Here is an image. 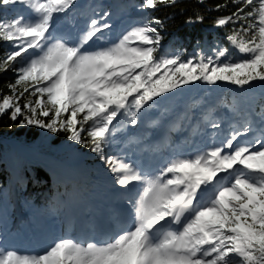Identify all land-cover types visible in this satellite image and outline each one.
Listing matches in <instances>:
<instances>
[{"label":"snow or ice","instance_id":"snow-or-ice-1","mask_svg":"<svg viewBox=\"0 0 264 264\" xmlns=\"http://www.w3.org/2000/svg\"><path fill=\"white\" fill-rule=\"evenodd\" d=\"M176 2L143 0L139 8ZM230 3L235 10L215 26L239 24L227 36L244 57L239 61L227 47L187 59L163 54L159 18L113 39L111 12L104 10L73 37L57 35L53 22L76 0H0V6L20 4L32 13L0 21V40L14 49L0 60V72L16 75L7 85L12 94L0 99V116L13 122L22 117L21 127L63 132L96 154L114 185L131 193L126 211L116 216L114 235L62 237L41 252L0 247V264H264V118L258 129L248 117L225 139L175 153L149 169L106 151L117 132L137 127L142 113L184 86L264 87V0ZM227 7L215 5L217 11ZM26 94L32 98L21 104ZM210 127L219 129L221 122L210 121ZM249 133H255L252 139H243Z\"/></svg>","mask_w":264,"mask_h":264},{"label":"trees","instance_id":"trees-1","mask_svg":"<svg viewBox=\"0 0 264 264\" xmlns=\"http://www.w3.org/2000/svg\"><path fill=\"white\" fill-rule=\"evenodd\" d=\"M142 2L143 0H84L79 8L82 12L80 18L85 20L91 15L90 12L98 11L103 5L111 12L121 7L126 9L125 11H131L134 18L142 23L153 17L163 21L164 27L160 29L163 37L161 41L163 54L169 56L178 54L182 59L201 52L205 56H214L213 48L227 47L233 61L244 58L227 40V36L234 28H239V24L215 26L218 17L229 15L235 10L230 0H203L202 3L201 0H177L175 5L158 6L155 10L132 9L134 6L139 7ZM223 3H228V7L217 11L215 5ZM17 6L18 4L0 6V21H10L18 17ZM197 15L204 17L202 22H187L189 18L195 20ZM11 50L14 49L10 43L0 40V60ZM15 66L18 67L19 64ZM15 79L16 75L12 70L0 72V99L3 95L12 94L7 85L13 83ZM195 84L198 85L199 82ZM202 86L203 94L207 91L209 93L212 90L210 88L217 89L214 90L217 91L219 100L215 106H221V101L227 105L231 104L232 107L234 102L238 104L237 109H234L226 120L231 126L239 127L248 117L253 124L261 123L259 119H252L248 114V107L252 105L255 110L254 118H258V114H264L261 113V105L264 104V87L254 84L251 89L247 87L241 89L224 82H219L215 86L206 84ZM208 93L205 98L208 97ZM243 96L248 98L242 99ZM30 98L32 97L26 94L20 103L23 104ZM197 100L193 96L189 97L188 110L181 113L183 122L178 120V125H172L173 129L169 130L170 135L180 133L185 122H188L195 112L201 117L204 115L205 106L202 103L205 99ZM221 110V107L214 110V115L221 117ZM21 118L13 122L7 114L0 116V242L8 247L9 239H14L22 229H26L28 235L19 243L22 244L26 240L28 248L40 246V250L43 251L48 246L40 230L44 227L49 212L57 211V215L61 217L60 212L66 211L63 205L67 204L66 196H70L65 192L66 183L72 186L71 203L75 210H79L81 203L88 200V195H83L75 186L77 179L65 181L56 169L32 159L28 151L48 153L63 164H76L80 167L82 176L85 173L96 184H100L98 179L100 172L95 166H91V163L98 157L89 148L67 140L63 132L52 134L35 126L21 127L19 125ZM196 124L197 122H193V125ZM150 134L144 138L146 142ZM155 149L157 150L158 147Z\"/></svg>","mask_w":264,"mask_h":264},{"label":"rangeland","instance_id":"rangeland-1","mask_svg":"<svg viewBox=\"0 0 264 264\" xmlns=\"http://www.w3.org/2000/svg\"><path fill=\"white\" fill-rule=\"evenodd\" d=\"M18 9V15L21 16H31L32 13L30 9L27 7L18 4L16 7ZM80 5L76 1V4L74 8L65 14H58L54 18V28L53 31L57 35L61 34H71L73 37L77 36L78 34L82 33V31L86 28V25L90 18H92L95 14L101 13L106 9L105 5L101 9L95 12H90V16L86 18L85 20L81 19V10H79ZM133 10H141L138 6H134L132 8ZM126 9L123 8H118L117 11L111 12V10H108L111 12V17H110V23L112 24V31H111V36L113 39L119 37L121 34H123L126 30H128L130 27L135 26L136 24H142V22L136 20L132 14L131 11H125ZM115 17L120 18V22L116 25L113 24V20ZM166 55V54H165ZM169 56V55H167ZM189 58V57H187ZM186 58V59H187ZM212 90L216 88H210ZM209 89V90H210ZM217 90V89H216ZM204 88L202 86V83L199 82L198 85L192 84L189 86H184L178 90H176L173 94L167 95L165 98L160 100L157 104L153 105L151 108L147 109L146 112L141 114V123L137 126L134 127L132 126H125L124 129L120 132H117L115 134V142L111 145L110 148H108L107 152L108 154H116L119 156L124 157L126 160L131 159L134 160L136 157V160L138 163L141 161L146 162L144 164V168L148 165V160L157 158L155 154L158 153L160 156V159H164L163 155L164 152L169 153L170 156L173 154V150H177L179 148L183 147V142H187L185 138H188V141H191V136H189V132L195 128L202 129L201 136L206 135V136H211L214 138L213 142H219L220 140H223L226 138L228 132L231 130L233 126H231L228 122H226L227 117L230 115V113L234 110L237 109L238 104L235 103L234 101V106L232 107L231 104L227 105L224 102H220L221 106H215L217 104V100L219 98L213 101H205V112L202 117L200 116L199 121H194L197 122L196 125H193V120L194 117H196L198 114H195L193 117H191L190 121L187 122V125H190L187 129L183 130L182 133L177 132L175 135H170L168 132V128L174 124L179 123L177 121V118H175L177 115V112L174 111V107H177V102L182 99V98H188L189 95L193 96L194 98L198 100L205 99L207 96L208 91L203 94ZM211 94L215 95L214 92H211ZM248 97L243 96L242 99H246ZM178 101L176 102V100ZM167 101H171V106L168 105ZM204 103V101H203ZM202 103V104H203ZM219 104V103H218ZM204 106V105H203ZM219 107L222 108L220 114L221 117H218L214 115V110H217ZM171 113V118H169V114ZM217 113V112H216ZM261 113L262 110H261ZM162 116L167 117L168 120L160 123V118ZM262 118H264V114H261L259 116V122L262 121ZM122 121L124 120V117L120 118ZM213 120H218L221 122V127L219 129H212L210 127V121ZM152 123V125L148 123ZM146 125L144 126V124ZM257 129L261 126V123L259 124H253ZM148 128V130H145V128ZM175 131V129H174ZM153 134L151 139V143L146 142L144 139L148 134ZM163 143H166V146H162L160 144H156V141L158 137ZM255 135V133H249L247 137H244L243 139H252V137ZM161 136V137H160ZM185 136V137H184ZM132 137L140 138V143L135 144V143H128V140ZM198 138V135H197ZM145 141H144V140ZM213 140V139H212ZM211 142V143H213ZM149 143V144H146ZM169 143V144H167ZM160 147L164 148V151L162 154H160V150H156L155 148ZM28 153H31V151H28ZM129 155V157L127 156ZM49 161V160H48ZM51 165V161L49 163ZM141 164V163H140ZM62 163L59 162V166H61ZM152 164L150 163L149 166ZM91 166H95L96 169L99 170V182L100 184H96L92 182V179H90L88 176H86L85 173H83L82 179L78 180L75 184L77 186L78 190L83 193V195H88L87 196V201L82 204L81 210L77 212H72L70 210V207L72 208L73 205H63V209L69 208L66 211H61L59 217L56 213L57 211H52L48 213V216L46 218L44 227L41 228V234L42 237L45 239V242L48 247H50L57 239L62 238V237H67V234H72V238H75L77 240H89L96 238L98 233L95 227V224L88 226L87 224L84 225V217L85 215H81L82 213L86 212V215H90L89 220L92 222L97 219V216L99 215V211L96 212L97 215H95V207L97 209V206H106L108 204H111L110 209H119L126 211L125 209V204L124 201L125 199L131 195V193H126L120 190L116 185H114L112 178H111V173L107 171V169L103 166L102 162L97 158L94 162L91 163ZM78 178V177H77ZM69 179H65V181H68ZM72 186L66 183L65 186V192L69 194L70 196H66V201L67 202H72L73 200V195H72ZM86 192V193H84ZM126 194V195H125ZM96 197V198H95ZM72 204V203H71ZM116 204L119 205V207L116 206ZM113 206V207H112ZM89 208V209H88ZM62 209V210H63ZM114 211L110 213V215L113 214L114 220L116 219V216L119 214L118 212ZM60 211V210H58ZM88 211V213H87ZM89 220L87 222H89ZM112 217L109 219L107 222V227L109 228L110 235H114L115 232L118 230L117 228V222L114 225H112ZM43 224V223H42ZM80 225V226H79ZM84 225V227H83ZM88 230V235L86 237L83 236H76L74 235V229L75 228H84V230ZM27 230L22 229L19 234L13 239H9L10 244L9 246H5L1 244L0 242V247H3L5 249H14L13 247L16 248V250H19L21 252H41L40 247H32L28 248V241H24L22 244L19 243L20 240L24 237H27ZM63 235V236H62ZM12 248H9V247Z\"/></svg>","mask_w":264,"mask_h":264},{"label":"bare ground","instance_id":"bare-ground-1","mask_svg":"<svg viewBox=\"0 0 264 264\" xmlns=\"http://www.w3.org/2000/svg\"><path fill=\"white\" fill-rule=\"evenodd\" d=\"M161 137V136H160ZM148 142H150V141H148ZM138 160V159H137ZM136 160V157L134 158V161H136V162H138ZM143 167H144V165L143 164H141ZM89 209V208H88ZM97 211H99V215L97 216V219H95L92 223H96V222H100V223H102L104 226H106L107 227V222L109 221V219H111V217H112V220L113 221H115L114 220V216H113V214L112 215H110V213L107 211V209L105 208V207H101V206H97V209H96V207H95V215H97L96 214V212ZM117 212L118 213H121V212H124L123 210H117ZM80 226V225H79ZM108 228V227H107ZM74 235H76V236H83V237H86L87 235H88V233H87V230H84V228H75L74 229ZM101 235L103 236V237H107V236H110V232H109V228L105 231V234L103 235L102 233H101Z\"/></svg>","mask_w":264,"mask_h":264}]
</instances>
